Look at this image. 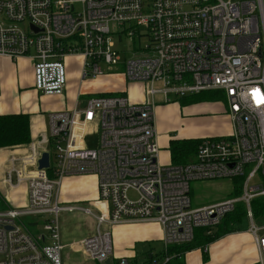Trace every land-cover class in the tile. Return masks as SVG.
Listing matches in <instances>:
<instances>
[{
    "label": "built area",
    "instance_id": "2783aa9c",
    "mask_svg": "<svg viewBox=\"0 0 264 264\" xmlns=\"http://www.w3.org/2000/svg\"><path fill=\"white\" fill-rule=\"evenodd\" d=\"M115 36L131 44L130 56L115 49ZM69 57L84 61L81 80L101 76L100 64H122L127 83L144 84L145 100L77 101L49 113L45 134L9 157L2 183H24L27 195L21 207L0 210V264H63L62 213L95 220V233L74 245L87 260L105 264L111 239L104 226L156 223L165 253L190 243L197 228L211 235L240 203L257 251L252 264H264V227L254 224L250 209L264 197V0H0V59L31 60L36 93L62 96ZM207 91L221 94L232 133L201 139L190 163L160 164L157 97L168 104ZM43 153L48 167L38 170ZM71 176L95 178L92 207L60 202L62 181ZM223 179H242L241 194L191 208V181ZM32 219L41 232L25 225Z\"/></svg>",
    "mask_w": 264,
    "mask_h": 264
},
{
    "label": "crops",
    "instance_id": "0c3cea01",
    "mask_svg": "<svg viewBox=\"0 0 264 264\" xmlns=\"http://www.w3.org/2000/svg\"><path fill=\"white\" fill-rule=\"evenodd\" d=\"M119 30L117 32H121ZM117 38L122 43V38ZM72 58L65 59L66 87L60 97L43 96L36 93L31 60L26 58L0 59V116L26 115L28 117L29 143L38 141L45 134L49 113L73 109L77 101L79 106H84L85 102L80 99L92 93L97 95L115 93L114 95L127 97L132 104L136 105L144 102V85L127 83L123 72L120 75L116 73L115 80L105 78L101 70V76L93 79L97 83L91 87L84 86L85 81L88 80H81L84 61L81 57ZM74 64H78L80 69ZM114 82H116L115 86ZM157 100L162 103L161 97L158 96ZM198 116L210 117L206 126L203 127L198 123L196 119ZM154 125L159 149L158 161L162 165L173 164L170 153V144L173 141H200L204 138L224 137L232 133V125L223 99L212 102H197L182 107L178 102L158 105V112L157 108L154 109ZM212 132L216 133L214 134L216 136L210 137L211 135H208ZM29 143L0 149V197L4 198L1 200L3 206L9 205L12 208H17L26 202L27 189L24 183L12 188L3 184L2 179L9 157L26 153ZM161 149L166 151V160L160 155ZM187 157H190L187 163L192 162L195 152ZM59 199L64 205H76V202H80L83 205L90 204L92 207L97 201L95 178L92 176L65 178L60 187ZM27 223L30 224L29 229H33L34 232H41L39 222L35 219ZM103 230L110 233L111 239V255L108 264H115L119 259H125L129 264H164L160 255L151 253L155 246L162 245L163 247V233L158 224L144 221L122 222L112 226H104ZM94 233L92 230L85 235L71 238L66 233L59 232L60 244L64 246L62 251L63 264L69 257L68 253L71 255L80 254L74 244ZM206 248V254L200 248L193 249L182 254L179 260L171 261L169 264H210L211 261L217 259H223L228 264H252L257 259V251L252 237L247 230L243 229L215 239Z\"/></svg>",
    "mask_w": 264,
    "mask_h": 264
},
{
    "label": "trees",
    "instance_id": "16d2710c",
    "mask_svg": "<svg viewBox=\"0 0 264 264\" xmlns=\"http://www.w3.org/2000/svg\"><path fill=\"white\" fill-rule=\"evenodd\" d=\"M114 95V94H101L98 96ZM221 98V94L218 92L207 91L201 92L199 94L188 96L180 99L172 100L171 102H178L180 106H185L191 103L197 102H212L218 101ZM170 102V103H171ZM26 115H2L0 116V149L19 146L28 144L30 142L28 134V122ZM199 141H173L170 144V153L172 157L173 164H185L197 148ZM233 182H239V186L236 189L234 187L232 191V196L240 194V183L242 184V179H233ZM241 181V182H240ZM251 213L253 219L264 218V197H258L252 200L250 203ZM3 208L2 201L0 200V209ZM245 208L243 204H237L235 210L226 215L222 222L213 229L211 235H206L205 228H197L193 232V239L190 243L184 245H173L168 246L165 253L162 251L160 254L161 259L165 255L170 256H180L187 251L202 248L203 246L213 242L215 239L233 232H239L241 229L243 218L245 217ZM26 226L29 224L26 222ZM172 261H177L174 258Z\"/></svg>",
    "mask_w": 264,
    "mask_h": 264
},
{
    "label": "rangeland",
    "instance_id": "374dc122",
    "mask_svg": "<svg viewBox=\"0 0 264 264\" xmlns=\"http://www.w3.org/2000/svg\"><path fill=\"white\" fill-rule=\"evenodd\" d=\"M121 30L122 29H120L119 31H121ZM113 40H114V44H115V49L117 51L121 50V52H127L128 56H130L132 54L130 52L131 51V44L127 40H124V38H122V40H123L122 43L118 41L117 37H114ZM125 55H126V53H125ZM74 58H76V57H73L72 59H74ZM127 58H129V57H126V59ZM74 65L80 69L78 64H74ZM122 66L123 65L120 64L118 66L109 67V69H107L106 65H104V64L99 65V67L103 71V76L105 78L106 77L109 79L113 78L115 80H116V73L120 75L121 72H123ZM115 70H118V71H115ZM115 80H112V81H115ZM94 81L95 80L88 79L85 81L84 86L91 87L94 85V83H97ZM115 85H116V82H114V86ZM142 85H144V84H142ZM113 94H115V93H113ZM97 96H98L97 94L92 93L89 96H85V98H82L80 100H83V102H86V100L88 98L97 97ZM220 100H222V96H221ZM171 103H174V102H171ZM193 104H196V103L187 104V106L193 105ZM158 105H163V103L157 102L155 104V108H157V112H158ZM209 118H210L209 116H198L196 119H197L198 123L204 127L207 125ZM214 134H216V133L212 132L208 135H211L210 137H214V136H216ZM203 137H199V138H203ZM161 152H162L160 154L161 157L164 160H166L167 156H165L166 155L165 149H161ZM257 183L258 182L256 180H254V182L251 184V186L256 185ZM240 185H241V183H240ZM238 186H239V182H237V181L233 182L232 180H229V179L228 180L227 179L213 180V181H191L189 183L191 208H197L200 206L210 204L212 202L220 201L223 199H228L231 197H238L241 193L238 194V196L237 195L232 196V191H233L234 187H236V189H237ZM241 189L242 188H240V192H241ZM131 197H132V195H131ZM2 199H4V198L0 197V200H2ZM70 203L73 204V202H70ZM75 204L81 205V206H86L80 202H76ZM2 205H3V202H2ZM96 205H98V204H96ZM9 207H10L9 205L8 206L4 205L3 208H1L0 210H6V208H9ZM250 209H251V207H250ZM253 220H254V224L256 226L264 227V218L260 217V218H256ZM58 222H59L58 224H59V228H60L59 232H61V233L64 232L67 235H69L71 238L72 237L77 238L81 235H85V234H87V232L92 231V230H93V232H95V228H96L95 220H93V218H91V216L86 215L81 211H74L71 213H62L59 215ZM249 226H250L249 221L247 220L246 217H244L243 221H242L241 229L246 230L249 228ZM101 230H103V228H101ZM262 233H264V231L261 232L260 234H262ZM163 250H164V247H162V245L161 246L158 245V246H155V248L151 250V253H153L154 255H160ZM68 255H69V257L64 262L65 264H96L95 262L85 261L87 259L81 253L80 254H73V255L68 253ZM203 262H206V261H203ZM195 264H197V263H195ZM210 264H228V263H227V261H225L223 259H220V260L217 259V260L211 261Z\"/></svg>",
    "mask_w": 264,
    "mask_h": 264
},
{
    "label": "water",
    "instance_id": "95a60500",
    "mask_svg": "<svg viewBox=\"0 0 264 264\" xmlns=\"http://www.w3.org/2000/svg\"><path fill=\"white\" fill-rule=\"evenodd\" d=\"M38 170H42V169H46L48 167V154L47 153H43L40 157V159L38 160ZM9 229V228H7ZM108 260L105 262V264H108Z\"/></svg>",
    "mask_w": 264,
    "mask_h": 264
}]
</instances>
